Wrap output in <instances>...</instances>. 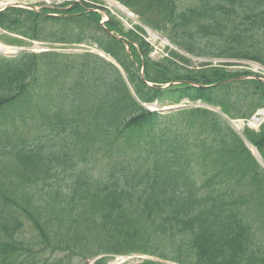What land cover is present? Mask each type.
<instances>
[{
  "label": "trees",
  "instance_id": "16d2710c",
  "mask_svg": "<svg viewBox=\"0 0 264 264\" xmlns=\"http://www.w3.org/2000/svg\"><path fill=\"white\" fill-rule=\"evenodd\" d=\"M114 1L190 57L264 67V0ZM107 14L102 27L77 4L0 13L9 33L117 64L0 56V264H264V169L224 118L264 109V82L173 50L152 60L143 29ZM185 99L219 113L143 106ZM243 136L264 163V123Z\"/></svg>",
  "mask_w": 264,
  "mask_h": 264
},
{
  "label": "rangeland",
  "instance_id": "374dc122",
  "mask_svg": "<svg viewBox=\"0 0 264 264\" xmlns=\"http://www.w3.org/2000/svg\"><path fill=\"white\" fill-rule=\"evenodd\" d=\"M17 1H22L24 3H31L33 6H36L37 8L42 6L44 3H42V1H38V0H17ZM37 1V2H36ZM53 2L50 4H58L59 3H64L62 0H52ZM75 2H82L85 0H73ZM88 4L93 6L99 5L100 7H103L104 9H106L109 14L111 15V17H113L117 22H119L121 24V26L125 29V30H135V26H139V22L137 20V17L135 15L132 14L131 11H129L127 8V12L131 15V17H128L126 14L122 13L120 10H118L115 6H113V4L111 3H115L120 5V3H117L113 0H97V2H91L89 0H87ZM123 7V6H122ZM94 8V7H93ZM124 8V7H123ZM105 19V17H104ZM1 33V31H0ZM150 37H147V39H149ZM152 39V38H150ZM149 39V40H150ZM165 47H167V45L165 43H163L161 40H157L155 41V51L156 54L155 56L161 55L164 53L165 51ZM193 61V63L196 65L198 63H209L210 66L213 65H221L224 66L225 69L228 70H239V69H249L253 72H258L260 73L262 77H264V67H262L261 65H258L257 63L254 62H248V61H237V62H230V61H220V60H215V61H208V60H200L198 58H192L191 59ZM258 66V68H255V66ZM166 107H172L170 105H166L164 108ZM150 110L155 109L154 107H150ZM241 127H243V125L241 124ZM134 260H136V258H134ZM114 260H112L109 264L113 263Z\"/></svg>",
  "mask_w": 264,
  "mask_h": 264
},
{
  "label": "bare ground",
  "instance_id": "6f19581e",
  "mask_svg": "<svg viewBox=\"0 0 264 264\" xmlns=\"http://www.w3.org/2000/svg\"><path fill=\"white\" fill-rule=\"evenodd\" d=\"M113 4V6H115L118 10H120L122 13L126 14L128 17H131V15L127 12V10H125L122 6L115 4V3H111ZM10 49L5 48L4 46L0 45V53H7L9 52ZM255 68H258V66L254 65ZM264 118V114L261 113L260 116L258 118H254L252 121H250L249 126L250 127H257L258 124L263 120ZM235 129L238 132L239 131V125L235 124Z\"/></svg>",
  "mask_w": 264,
  "mask_h": 264
},
{
  "label": "water",
  "instance_id": "95a60500",
  "mask_svg": "<svg viewBox=\"0 0 264 264\" xmlns=\"http://www.w3.org/2000/svg\"><path fill=\"white\" fill-rule=\"evenodd\" d=\"M172 110V109H171ZM171 110H169V109H165V110H163V112H169V111H171ZM258 115L256 114L255 115V117H257Z\"/></svg>",
  "mask_w": 264,
  "mask_h": 264
}]
</instances>
